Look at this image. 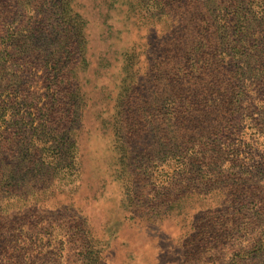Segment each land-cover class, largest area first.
Segmentation results:
<instances>
[{
    "label": "rangeland",
    "instance_id": "1",
    "mask_svg": "<svg viewBox=\"0 0 264 264\" xmlns=\"http://www.w3.org/2000/svg\"><path fill=\"white\" fill-rule=\"evenodd\" d=\"M257 1L242 3L254 11ZM111 2L0 3L2 20L8 24L1 30L28 35L34 56H41L31 61L37 99V110L31 109L35 135L27 143L32 147L24 149V140L18 138L6 147L13 154L10 167L4 164L5 175L11 172L23 180L11 187L15 212L24 214L16 221L23 230L18 247L31 251L37 264H264V180L256 185L246 176L212 178L200 160L197 170H190L184 163L194 155L188 151L194 129L189 113L182 112L191 108L184 102L187 97L205 94L206 84L234 82L233 76L242 73L239 69L245 74L243 90H249L248 78L264 77V56L245 59L234 37L228 41L229 56L221 59L233 74L200 55L196 60L204 71L193 70L190 48L203 42L199 34L207 18L205 7L193 14L175 0H124L123 12L115 18ZM226 3L239 6L236 0ZM129 8L135 32L128 42L135 41V54L145 51L149 60L164 63L158 70L178 74L182 84L156 79L158 71L149 62L138 70V83L131 89L112 84L107 68L111 27ZM239 15L235 12L231 22L236 28ZM61 20L70 25L61 26ZM256 21L251 24L255 30L262 26ZM165 52L178 62L167 64ZM59 68L67 75L53 83L49 72ZM193 80L203 86L191 87L188 82ZM253 98L264 105L258 95ZM4 116L14 121L12 112ZM253 116L264 122V114ZM211 119L222 123L217 116ZM250 122H241L242 130L228 136L220 147L222 156L214 161L229 168L230 150L245 151L247 145L255 147L252 153L264 155V131L254 144L259 139ZM115 171L124 174L128 196L103 186L102 176ZM0 199L2 205L10 201ZM8 241L9 236L0 234V248ZM10 242L8 251L0 254V264H7L16 248V239Z\"/></svg>",
    "mask_w": 264,
    "mask_h": 264
},
{
    "label": "trees",
    "instance_id": "2",
    "mask_svg": "<svg viewBox=\"0 0 264 264\" xmlns=\"http://www.w3.org/2000/svg\"><path fill=\"white\" fill-rule=\"evenodd\" d=\"M15 6L20 2H26L28 0H15ZM180 2L183 6L193 14H196L198 7H205L207 18L204 20L203 32L199 34L202 43L191 46L190 51L193 52L191 57V69H199V71H204V68L199 60H196V56L203 58V61L207 57L211 58L218 66H222L226 74H233L234 72L222 63L221 59L224 56H229L227 51L231 52V47L228 41L231 38H238V45L240 47V54L245 59L254 58L255 54L262 53L264 56V0H259L254 4V11L248 10L242 3V0H236L239 6L232 7L226 0H220V4L216 5L214 0H175ZM3 0H0L2 4ZM124 0H112L111 6L112 11L119 15L118 11L121 10ZM59 3V2H58ZM24 10V7H22ZM239 12L238 28L231 25V22L235 20L233 14ZM133 17V12L131 14V9L129 8L126 16L124 18L117 20L111 27V48L109 52V58L107 59L108 74L111 77L112 84L117 89L129 90L132 85H136V78L138 70L142 65H149L156 71H158L154 76L156 79L183 83L178 74L165 72L160 69V66L164 63L155 62L149 60L145 51L139 50L138 54L136 52L135 41L130 44L128 39L133 37V32L135 28L130 25L131 18ZM4 19L0 12V32H3V36L0 37V198H9V203L2 201L5 205L0 203V234L3 236H9V241L0 248V254H5L8 248L11 246V242L16 239V248L11 254L10 260L7 264H37L35 259H32L33 255L30 254L31 251H26L22 247H18V242L20 240L21 234L23 232L22 227L16 224L19 218L23 217V213H16L15 208L17 205L13 206L12 203L15 200V192L12 191V186L14 182L22 183V178H18L15 175L9 174L5 175V170L7 169L4 164L7 162L10 165V157H12V149L7 148L15 140V138L24 140V149L28 150L32 146H28L27 143L32 141V136L35 135V128H33V113L31 109H35V98L36 95L33 92L35 89L32 74V60L40 59L41 56H34L31 50L32 42L30 41L28 35L17 33L13 30L6 31L5 29L8 24H4ZM260 21L261 28L255 30L251 28L253 22ZM191 22L195 19H191ZM8 23V22H7ZM61 26L70 25V22L62 21ZM1 26L3 28H1ZM122 26V27H120ZM13 25L10 26L12 28ZM125 30H122V29ZM197 27L196 29H198ZM133 29V31L131 30ZM7 34V35H4ZM231 36V37H229ZM134 38V37H133ZM127 43V44H125ZM200 52V54H198ZM165 54V55H164ZM197 54V55H196ZM72 55V54H70ZM167 64L176 60V58L170 55L168 52L163 53ZM168 55V56H166ZM45 59V56L42 58ZM136 59V62H134ZM177 61V60H176ZM178 62V61H177ZM147 63V64H146ZM188 66V64H186ZM56 69L55 73L49 72L51 75L53 83L56 81H61L62 76L67 75L66 72ZM242 73L233 76L234 82L228 81L227 83L216 81L212 84H206L204 88L205 94H196V98L187 97L184 102L189 104L191 108L187 111L182 110L184 114L189 113V123L192 125L194 131L189 133H194L189 138L192 148L189 152H194L188 162L184 163L190 170L196 169L195 164L200 160V166L205 168V172L208 173L212 178L218 175L219 178L224 175H229L234 179L246 176L252 180H256V185L259 184L261 180H264V155L252 153V145H247L244 150L240 148L231 149L227 161L231 164V167L224 166L225 162L214 161V157L222 156L221 145L228 140V136L235 131L242 130L241 122L247 119L251 120V128L255 132L259 140L254 141L257 144L260 141L259 136L264 131V122L260 123L254 118L255 113L264 114V105L255 102L253 95H258L260 97V103L264 102V77L263 79H247V85L249 90H243V76L245 75L243 69H239ZM137 71V73H136ZM190 83L191 87L195 88L197 86H203L200 84L199 80H193ZM225 88L224 93L220 92V89ZM230 90V91H228ZM244 95L246 96L244 98ZM43 94L39 95L41 98ZM211 98L207 100L206 97ZM194 101V102H192ZM253 101V102H252ZM257 108V110H256ZM26 111V112H25ZM259 111V112H258ZM8 112H12L14 117L13 122L5 121L4 115ZM211 116H217L219 121L222 123L215 124ZM264 120V118H263ZM175 126V125H174ZM4 127V129H3ZM7 130H9L7 132ZM12 130V133L10 131ZM68 130H66L64 135H67ZM197 131V132H195ZM6 134H10L6 142L2 141V137ZM188 134L187 132H185ZM9 150L8 157L4 155V150ZM5 150V152H6ZM251 150V152H249ZM167 154H175V152H168ZM200 154V158L196 160V156ZM244 155L242 158L241 155ZM210 162H208V160ZM221 163L220 166H217ZM18 167V166H17ZM16 167V168H17ZM19 172L20 168L17 169ZM111 169H106L110 171ZM116 170H119L118 168ZM12 175V176H11ZM103 186L108 189H117L118 191L124 192L127 196L130 194L131 190L128 187V182L124 177V174L115 171L113 174H104L102 176ZM22 181V182H21ZM242 190H238L240 193ZM248 191H253L248 189ZM3 196V197H2ZM1 200V199H0ZM16 258V259H14ZM41 264H44L41 260Z\"/></svg>",
    "mask_w": 264,
    "mask_h": 264
}]
</instances>
